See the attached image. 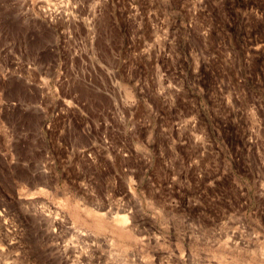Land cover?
<instances>
[{"label":"rangeland","instance_id":"374dc122","mask_svg":"<svg viewBox=\"0 0 264 264\" xmlns=\"http://www.w3.org/2000/svg\"><path fill=\"white\" fill-rule=\"evenodd\" d=\"M0 264H264V0H0Z\"/></svg>","mask_w":264,"mask_h":264},{"label":"bare ground","instance_id":"6f19581e","mask_svg":"<svg viewBox=\"0 0 264 264\" xmlns=\"http://www.w3.org/2000/svg\"><path fill=\"white\" fill-rule=\"evenodd\" d=\"M122 222V221H121Z\"/></svg>","mask_w":264,"mask_h":264}]
</instances>
